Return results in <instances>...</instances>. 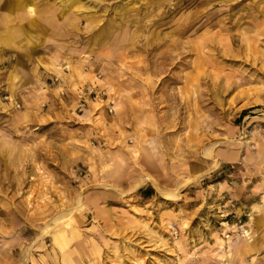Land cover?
I'll list each match as a JSON object with an SVG mask.
<instances>
[{
	"label": "rangeland",
	"instance_id": "374dc122",
	"mask_svg": "<svg viewBox=\"0 0 264 264\" xmlns=\"http://www.w3.org/2000/svg\"><path fill=\"white\" fill-rule=\"evenodd\" d=\"M263 245L264 0H0V264Z\"/></svg>",
	"mask_w": 264,
	"mask_h": 264
},
{
	"label": "crops",
	"instance_id": "0c3cea01",
	"mask_svg": "<svg viewBox=\"0 0 264 264\" xmlns=\"http://www.w3.org/2000/svg\"><path fill=\"white\" fill-rule=\"evenodd\" d=\"M264 246V245H263ZM254 250H255V248H254Z\"/></svg>",
	"mask_w": 264,
	"mask_h": 264
}]
</instances>
